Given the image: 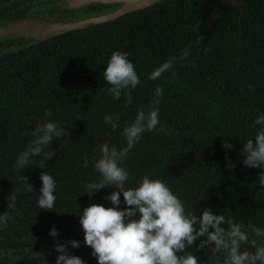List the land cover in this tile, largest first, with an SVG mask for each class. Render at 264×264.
<instances>
[{
    "label": "trees",
    "instance_id": "16d2710c",
    "mask_svg": "<svg viewBox=\"0 0 264 264\" xmlns=\"http://www.w3.org/2000/svg\"><path fill=\"white\" fill-rule=\"evenodd\" d=\"M26 1L0 0L1 21L26 15ZM117 5L91 4L85 9ZM76 11L52 8L48 15L65 17ZM199 37L203 39L197 43ZM29 40L4 39L0 46L17 47ZM117 50L128 53L140 78L135 89L125 90L132 95L127 105L124 92L116 99L103 79L107 62ZM183 50L190 52L186 59H180ZM172 57L177 59L171 69L157 80L148 79ZM157 86L163 87L157 106L160 124L144 132L121 162L129 174L125 188L137 187L148 175L164 181L183 201L187 213L199 217L207 207L226 219L264 229L261 169L245 166L240 155L260 127H254L255 119L264 114V0H163L0 55V212L9 211L11 217L7 228L0 230V264H56L59 253L54 251L24 262L7 258L11 250L27 253L24 247L30 245L54 247L53 227L59 232L55 240L81 242L79 248L68 244L70 253L86 264H98L92 249L83 243L79 213L92 203L113 207L106 197L117 189L105 186L92 194L85 185L102 178L94 167L101 144L126 146L123 128L140 109L147 112L152 107ZM46 110L52 115L45 117ZM106 115L119 116L116 130L104 123ZM41 121L64 125L70 135L54 138L43 149L55 152L43 169L22 171L34 188L28 192L13 166ZM161 126L166 131H160ZM229 142L232 147L225 148ZM43 158L42 154L34 159ZM228 160L235 162V168L227 166ZM42 171L56 181L52 211L36 205ZM13 191L17 199L10 210L8 197ZM120 199L118 207L123 209L122 192ZM199 244L200 239L189 250L200 264H216L217 259L223 264L224 254H214L207 247L197 250ZM241 248L254 251L248 245Z\"/></svg>",
    "mask_w": 264,
    "mask_h": 264
},
{
    "label": "clouds",
    "instance_id": "9594fccd",
    "mask_svg": "<svg viewBox=\"0 0 264 264\" xmlns=\"http://www.w3.org/2000/svg\"><path fill=\"white\" fill-rule=\"evenodd\" d=\"M236 3V0H232ZM217 18L213 16L212 19ZM203 37H199V43ZM22 47V46H21ZM16 50H20L17 48ZM208 49H205L207 53ZM190 55L188 50H183L180 59ZM177 57H172L154 69L148 79L157 80L166 71L171 69ZM103 79L110 87L109 94L116 99L121 98L124 92L126 105L131 104V91L135 89L140 78L135 70L134 63L129 59L127 52L114 51L103 72ZM250 90L251 89V86ZM163 94V87L157 86L151 101L152 107L146 112L140 109L135 120L122 130L126 146L117 148L105 141L100 146V156L95 161L94 167L102 177L98 182L85 185L88 192L98 193L105 186H115L117 189L108 194V199L113 207L92 203L84 207L79 213V222L84 231V245L92 249V256L98 264H200L197 257L189 249L200 239L197 250L207 247L212 253L224 254L223 264H264V229L249 223L234 222L231 218L214 214L210 208H203L202 214L187 213L183 201L173 193L167 184L160 179H152L145 175L137 187L125 188L128 171L121 166V162L142 138L146 131L156 130L160 124L158 105ZM52 115L50 110L44 112L45 117ZM77 116V120H80ZM104 123L110 124L113 130L117 129L113 116L106 115ZM256 129L254 138L246 141L240 151L244 157L243 164L249 168H260L258 181L264 186V114L259 115L254 121ZM160 131H166L161 126ZM33 137L28 147L21 151L14 163V169L20 173V179L28 192L34 191L27 176L21 175L24 169L39 167L43 169L45 162L51 159L55 152H43L46 146L52 144L54 138L62 139L70 135L64 125L53 121H41L30 132ZM225 148H231V143H224ZM43 154V159H34ZM88 166L85 157L84 167ZM227 166L235 168V162L228 160ZM42 187L36 201L41 209L52 211L55 206L54 195L56 181L52 175L42 171L40 174ZM121 192L123 193L125 208L120 209ZM16 194L13 191L8 197V208H15ZM139 213V218H135ZM9 211L0 212V230L7 228L10 219ZM227 225V228L222 225ZM251 233V236H250ZM50 235L54 238L55 251L59 253L56 264H86L77 255L68 250V244L79 248L81 242L71 240L60 242L58 229L53 227ZM204 238V239H201ZM242 245L248 249L242 250ZM182 253V254H180ZM216 264H220L217 259Z\"/></svg>",
    "mask_w": 264,
    "mask_h": 264
},
{
    "label": "water",
    "instance_id": "95a60500",
    "mask_svg": "<svg viewBox=\"0 0 264 264\" xmlns=\"http://www.w3.org/2000/svg\"><path fill=\"white\" fill-rule=\"evenodd\" d=\"M163 0H49L47 3L31 8L28 13L15 20L0 22V40L29 38L30 40L21 45L38 43L54 36L95 24L114 20L129 12L146 8ZM117 6L105 7L97 10L84 11V7L91 4H114ZM64 8L76 9L70 16L59 17L46 14L49 9ZM17 47L2 48L0 55L12 52Z\"/></svg>",
    "mask_w": 264,
    "mask_h": 264
},
{
    "label": "flooded vegetation",
    "instance_id": "af4514ba",
    "mask_svg": "<svg viewBox=\"0 0 264 264\" xmlns=\"http://www.w3.org/2000/svg\"><path fill=\"white\" fill-rule=\"evenodd\" d=\"M42 1H43V3H47V2H49V0H29V1H26V5H29V8H28V10H30L31 8H34V7H37V6H39V5H41L42 4ZM86 7H84L83 9H81V10H84V11H88V10H86L85 9ZM17 10H20V7H19V5H18V8H17ZM50 11H51V9H49L47 12H46V14H49L50 13ZM0 22H4V21H0ZM1 47V46H0ZM42 246V245H41ZM25 248V250L27 251V253H25V252H23L22 251V255H21V257H19V256H17V257H13V258H8V259H17V260H22L23 262H24V260L25 259H27V258H35L36 256H40V255H42V254H44V255H49L48 253H54V252H56L55 251V248L53 247V246H51L50 248H48V247H46V249L45 248H39V247H34V246H32V245H30V246H28V247H24ZM11 251H13V252H16L15 250H11ZM10 251V252H11ZM50 251H54V252H50ZM19 252V251H18ZM38 253V254H37ZM54 262V261H53ZM52 262V264H55V263H53ZM24 264H30V263H24ZM34 264H41V262L40 261H38V262H35ZM42 264H43V262H42Z\"/></svg>",
    "mask_w": 264,
    "mask_h": 264
},
{
    "label": "rangeland",
    "instance_id": "374dc122",
    "mask_svg": "<svg viewBox=\"0 0 264 264\" xmlns=\"http://www.w3.org/2000/svg\"><path fill=\"white\" fill-rule=\"evenodd\" d=\"M0 21H1V17H0ZM21 255H22V251H16V252H13V251H11V252H8V256H7V258H13V257H17V256H19V257H21Z\"/></svg>",
    "mask_w": 264,
    "mask_h": 264
}]
</instances>
